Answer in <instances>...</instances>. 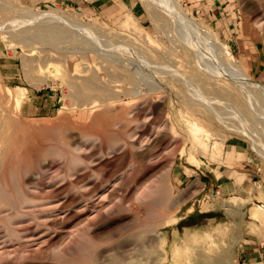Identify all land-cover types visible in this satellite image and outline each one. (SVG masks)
Returning a JSON list of instances; mask_svg holds the SVG:
<instances>
[{
  "label": "rangeland",
  "instance_id": "rangeland-1",
  "mask_svg": "<svg viewBox=\"0 0 264 264\" xmlns=\"http://www.w3.org/2000/svg\"><path fill=\"white\" fill-rule=\"evenodd\" d=\"M0 24V264H244L264 0H0Z\"/></svg>",
  "mask_w": 264,
  "mask_h": 264
},
{
  "label": "bare ground",
  "instance_id": "bare-ground-1",
  "mask_svg": "<svg viewBox=\"0 0 264 264\" xmlns=\"http://www.w3.org/2000/svg\"><path fill=\"white\" fill-rule=\"evenodd\" d=\"M158 3V2H157ZM151 4H152V2H151ZM164 10H165V8H164ZM168 10V9H167ZM175 14V13H174ZM177 15V14H176ZM55 21V20H54ZM62 21H64V20H62ZM41 23L42 22H44V21H40ZM38 24V23H37ZM56 24H57V22H56ZM56 24H54L55 26H45V27H43V28H35L36 26H34L33 25V27H34V29H32L33 31L30 33V35H33V36H35V37H37V38H39V37H41V38H45V40H48V41H50V42H56V41H58V40H61V39H64V37H66V38H68L67 36H68V34L70 33V31L68 32V31H66V29H63V28H60V27H58L59 25L57 24V26H56ZM187 24H188V26H189V23L187 22ZM1 25V24H0ZM49 25V24H48ZM72 25H74V24H72ZM191 25V24H190ZM4 26V25H3ZM11 27V26H10ZM10 27H8V28H10ZM32 27V28H33ZM61 27H63V26H61ZM199 27V26H198ZM27 28H29V27H27ZM191 29V28H190ZM9 30H11V29H9ZM23 30H25V29H23ZM27 31H28V29H26ZM21 31V33H22V38L23 39H26L27 38V35H29L28 33H29V31L27 32V31ZM30 30V29H29ZM197 30V29H196ZM200 31V30H199ZM68 33V34H67ZM77 33V32H76ZM195 32H193V34H194ZM72 34V33H71ZM196 34V33H195ZM198 34H199V32H198ZM17 35V34H16ZM16 35H15V37L14 38H17L16 37ZM67 35V36H66ZM192 36V35H191ZM190 36V37H191ZM195 36V35H194ZM182 37V36H181ZM184 37V36H183ZM186 37V36H185ZM193 37V36H192ZM70 38V37H69ZM73 38V37H72ZM71 39V38H70ZM195 39V38H194ZM196 39H197V37H196ZM19 40V39H18ZM33 40H34V38H33ZM36 40V39H35ZM79 40V39H78ZM186 40V39H185ZM24 41H26V40H24ZM27 41H28V39H27ZM68 41V40H67ZM84 41V40H83ZM192 41V40H191ZM194 41V40H193ZM126 42V41H125ZM130 42V41H129ZM25 43V42H24ZM57 43V42H56ZM84 43V42H83ZM86 44V43H85ZM81 45V44H80ZM93 45V44H92ZM82 46H84V45H82ZM179 46V45H178ZM182 46V45H181ZM52 47V46H51ZM88 47H89V45H88ZM93 47H94V45H93ZM96 47V46H95ZM180 47V46H179ZM185 47V46H184ZM84 48V47H83ZM193 48V47H192ZM222 48V47H221ZM224 48V47H223ZM96 49V48H95ZM71 51V50H70ZM73 51V50H72ZM78 51V50H77ZM183 52V51H182ZM57 53V52H56ZM229 53V52H228ZM59 55H61V54H59ZM71 55V54H70ZM69 55V56H70ZM208 57V56H207ZM229 57H230V55H229ZM113 58V57H112ZM197 58V57H196ZM209 58V57H208ZM44 59V58H43ZM231 59V58H230ZM105 60H107V59H105ZM208 60V59H207ZM112 61H114V60H112ZM115 61H116V59H115ZM129 61V60H128ZM133 61V60H132ZM136 61V60H135ZM135 61H133V62H135ZM206 61V60H205ZM132 62V63H133ZM131 63V62H130ZM80 64V63H79ZM102 64V63H101ZM134 64V63H133ZM136 64V63H135ZM139 64V63H138ZM209 64H211V63H209ZM75 65H78V64H75ZM136 66V65H135ZM76 67H78V66H76ZM137 67V66H136ZM212 68V67H211ZM203 69H204V67H203ZM188 70V69H187ZM79 71H81V70H79ZM85 71V70H84ZM128 72H129V70H128ZM117 73V72H116ZM130 73V72H129ZM109 74V73H108ZM131 74V73H130ZM241 74V73H240ZM240 74H238V75H240ZM201 75V74H200ZM199 75V76H200ZM235 75V74H234ZM238 75H236V76H238ZM94 76V75H93ZM112 76H114V75H112ZM241 76V79H242V81H244V82H246L247 84H249V86L250 85H252L255 89H258V90H260V92L262 91V92H264V85L263 84H261V83H257V82H255V81H252L248 76H243V75H240ZM129 77V76H128ZM232 77V76H231ZM234 77V76H233ZM89 78V77H88ZM225 79V78H224ZM94 80V79H93ZM196 81V80H195ZM203 81V80H202ZM206 82V81H205ZM238 83V82H237ZM85 86H92V85H90V83L88 82V81H86L85 83ZM231 86H232V83L230 84ZM246 85V84H245ZM199 86H201V85H199ZM228 87V86H227ZM201 88H202V86H201ZM234 88V87H233ZM242 88V87H241ZM104 89V88H103ZM239 90H241V89H239ZM249 90H250V88H249ZM117 91V90H116ZM119 91V90H118ZM237 92V91H236ZM224 93H226V92H224ZM238 94L240 93V92H237ZM102 94H107V92H104V93H102ZM229 94V93H228ZM255 95H256V93H255ZM261 95V94H260ZM264 95V94H263ZM262 97V96H261ZM223 98V97H222ZM216 99V98H215ZM263 99V98H262ZM214 100V99H213ZM230 100V99H229ZM264 100V99H263ZM215 101V100H214ZM187 102V101H186ZM225 102V101H224ZM231 102V101H230ZM262 103V102H261ZM225 105V104H224ZM234 105V104H233ZM209 106V105H208ZM213 107V106H212ZM231 107H232V105H231ZM235 107V106H234ZM248 107V106H247ZM210 108V107H209ZM214 108V107H213ZM211 109V108H210ZM226 109V108H225ZM212 110V109H211ZM232 110H233V108H232ZM210 111V110H209ZM216 111V110H215ZM242 111V110H241ZM240 111V112H241ZM224 112V111H223ZM217 113V112H216ZM245 113V112H244ZM226 114V113H225ZM240 114H243V113H240ZM242 116V115H241ZM240 118V117H239ZM230 123V122H229ZM95 126V125H94ZM140 126V125H139ZM172 128V127H171ZM170 128V129H171ZM139 129V128H138ZM85 130V129H84ZM155 130V129H154ZM134 133V132H133ZM173 135V134H172ZM175 136V135H174ZM139 141V140H138ZM140 143V142H139ZM173 144V143H172ZM173 146V145H172Z\"/></svg>",
  "mask_w": 264,
  "mask_h": 264
},
{
  "label": "crops",
  "instance_id": "crops-1",
  "mask_svg": "<svg viewBox=\"0 0 264 264\" xmlns=\"http://www.w3.org/2000/svg\"><path fill=\"white\" fill-rule=\"evenodd\" d=\"M258 226L256 222L252 221L249 224V227ZM248 242L245 244H241L242 249L241 259L244 264H264V253L263 252V240H258V238L254 236H248Z\"/></svg>",
  "mask_w": 264,
  "mask_h": 264
}]
</instances>
